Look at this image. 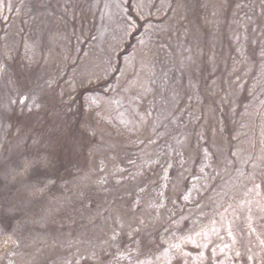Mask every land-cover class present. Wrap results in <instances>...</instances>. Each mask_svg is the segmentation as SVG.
<instances>
[{
	"label": "rangeland",
	"instance_id": "obj_1",
	"mask_svg": "<svg viewBox=\"0 0 264 264\" xmlns=\"http://www.w3.org/2000/svg\"><path fill=\"white\" fill-rule=\"evenodd\" d=\"M0 264H264V0H0Z\"/></svg>",
	"mask_w": 264,
	"mask_h": 264
},
{
	"label": "snow or ice",
	"instance_id": "obj_2",
	"mask_svg": "<svg viewBox=\"0 0 264 264\" xmlns=\"http://www.w3.org/2000/svg\"><path fill=\"white\" fill-rule=\"evenodd\" d=\"M29 100H30V97H28V96H23V97L19 100V103L22 104V105H24L25 107H28ZM13 103H16V101H13ZM31 104H32L33 107H37V108L40 106V105L36 102V99H35V98H31ZM29 110H31V108H30ZM92 134L94 135L95 133H92ZM27 167H31V163H30V162L26 164V168H27ZM49 182L51 183L52 181H49ZM43 190H44L43 188H38V189H37V191H40V192H42ZM141 223H143V222L141 221ZM136 231H139V229H136ZM118 235H119V234L114 230V231H113V234H112L111 237H110V239L113 240V241H115V240H117Z\"/></svg>",
	"mask_w": 264,
	"mask_h": 264
}]
</instances>
